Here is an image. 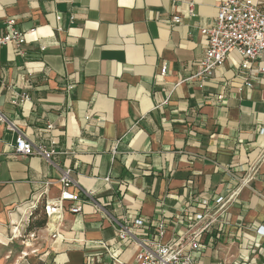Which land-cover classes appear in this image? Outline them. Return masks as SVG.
I'll list each match as a JSON object with an SVG mask.
<instances>
[{"label":"crops","instance_id":"0c3cea01","mask_svg":"<svg viewBox=\"0 0 264 264\" xmlns=\"http://www.w3.org/2000/svg\"><path fill=\"white\" fill-rule=\"evenodd\" d=\"M221 1L0 0V33L7 17L24 32L22 55L0 45V111L55 150L51 164L14 156L13 135L0 127V243L43 182L52 183L48 199L58 197L61 170L71 169L102 208L85 201L80 214L64 212L45 230L44 249L14 264H111L108 253L132 264L136 246H121L107 214L143 218L138 236L164 221L167 242L254 170L193 257L264 264V54L251 64L252 88L235 52L202 84L188 80L207 45L201 29L213 25ZM21 94L28 100L14 106Z\"/></svg>","mask_w":264,"mask_h":264},{"label":"built area","instance_id":"2783aa9c","mask_svg":"<svg viewBox=\"0 0 264 264\" xmlns=\"http://www.w3.org/2000/svg\"><path fill=\"white\" fill-rule=\"evenodd\" d=\"M74 19L75 16L71 14L69 20L73 21ZM171 22L179 24L180 19L173 17ZM4 23L5 29L0 33V45L10 44L17 54L22 55L24 32L15 29V20L11 17L5 18ZM29 32H33V30ZM201 34L206 36L207 45L195 73L188 80H200V84H202L206 79L213 77L230 53L235 52L241 59L240 71L246 74L244 85L252 88V83L247 77L248 74H254L251 64L264 54V8H260L251 0H223L217 6L213 25L210 28L201 29ZM166 72V66H162L159 77H163ZM254 72L263 73V70L257 69ZM25 100H28V96L21 94L13 98L11 103L17 106L20 101ZM217 100H221V96H218ZM161 104H165V102ZM85 119H90V116H86ZM0 127L13 135L11 150L14 156H37L49 164L52 163L51 158L55 154L54 142L34 144L16 122L1 111ZM51 127L48 125L46 130H50ZM263 132L264 130L260 131L261 134ZM115 146L116 144L112 148L113 152ZM254 173L255 170L229 195L216 198L212 209L197 216L195 223L185 233L167 242H162L167 226L164 221H159L156 224L152 234L138 236L136 231L145 224L143 218H137L129 223L125 219H114L109 214L107 217L114 226L116 239L121 246L124 247L128 244L136 246L137 250L132 264H195L193 254L200 252L203 247L200 241L201 236L226 212L227 205L236 198L240 187L246 185L253 178ZM104 181H108V178H105ZM56 183L60 186L57 198L48 199V190L52 183L45 181L39 189L33 192L31 199L25 203V212H28V216H31L38 208L46 216L45 230H49V226L59 220L64 212L72 215L80 214L85 201L94 204L97 212L102 211V208L94 203L92 192L83 191L78 186L71 169L61 170ZM17 231L18 228H14L11 236L3 237V239L8 242L12 241ZM28 236L33 239L35 233L29 232ZM52 237L57 238V235L53 234ZM106 253H108L107 250ZM108 256L111 264H126L110 253Z\"/></svg>","mask_w":264,"mask_h":264},{"label":"rangeland","instance_id":"374dc122","mask_svg":"<svg viewBox=\"0 0 264 264\" xmlns=\"http://www.w3.org/2000/svg\"><path fill=\"white\" fill-rule=\"evenodd\" d=\"M23 212V210H21ZM47 224V218L39 208L35 210L31 216H28V212H24L18 222L12 226L18 228L15 233V238L12 241L2 240L0 243V259L8 256L9 259L3 264H14L21 256L22 252L27 255L31 253V250L37 249V252L44 249L43 242L47 237V232H45ZM29 232H34L35 236L30 239ZM2 244V245H1ZM30 245V247H26ZM39 253H37L38 255ZM28 258V257H27ZM23 260H21L22 262Z\"/></svg>","mask_w":264,"mask_h":264}]
</instances>
